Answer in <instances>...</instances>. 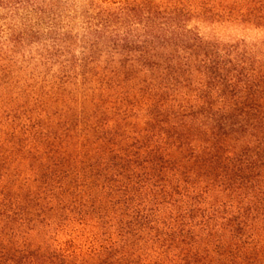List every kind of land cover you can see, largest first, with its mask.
<instances>
[{"label":"trees","instance_id":"trees-1","mask_svg":"<svg viewBox=\"0 0 264 264\" xmlns=\"http://www.w3.org/2000/svg\"><path fill=\"white\" fill-rule=\"evenodd\" d=\"M74 8L0 32V264H264V0Z\"/></svg>","mask_w":264,"mask_h":264},{"label":"rangeland","instance_id":"rangeland-1","mask_svg":"<svg viewBox=\"0 0 264 264\" xmlns=\"http://www.w3.org/2000/svg\"><path fill=\"white\" fill-rule=\"evenodd\" d=\"M45 1H49V3H52L51 5H53V7H51L49 3ZM35 3H40V5L41 3H44L41 5L44 11L43 15L34 14L33 10L29 9V7L21 9L20 6L16 5V0L13 4L14 6L12 7V13L10 15L7 14L8 12L5 9L1 10L0 32L6 33V35L12 34L13 37H20L24 34H26L25 36L31 35L32 32H30L29 30L35 27L34 25H36L37 23H43L44 26L52 19H55V16L57 14L54 11L56 9L63 12V16L67 15V11H70L71 14H73L76 10L74 6L76 5L77 0H36ZM201 32L205 35L216 34L221 38H244L247 40H254L258 38V34L256 32H242L234 27H201Z\"/></svg>","mask_w":264,"mask_h":264}]
</instances>
